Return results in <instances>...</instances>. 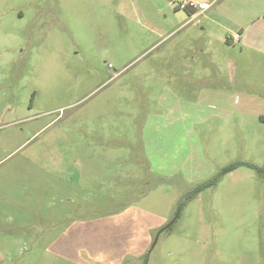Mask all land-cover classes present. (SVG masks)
Instances as JSON below:
<instances>
[{
  "label": "rangeland",
  "instance_id": "rangeland-1",
  "mask_svg": "<svg viewBox=\"0 0 264 264\" xmlns=\"http://www.w3.org/2000/svg\"><path fill=\"white\" fill-rule=\"evenodd\" d=\"M192 1L0 0V264H264V177L186 198L264 166V0Z\"/></svg>",
  "mask_w": 264,
  "mask_h": 264
},
{
  "label": "crops",
  "instance_id": "crops-1",
  "mask_svg": "<svg viewBox=\"0 0 264 264\" xmlns=\"http://www.w3.org/2000/svg\"><path fill=\"white\" fill-rule=\"evenodd\" d=\"M199 4H202V5H205L203 9H205L209 4L207 3H199ZM203 9H199L197 7V9L195 10V13L192 15V17H195L196 15H199L200 13V10H203ZM187 14V13H186ZM188 15V14H187ZM189 16V15H188ZM182 26V25H181ZM181 26L177 27L172 33L176 32ZM238 36V40L240 41L241 39L245 38V32L243 30L240 31L239 34H235ZM228 41H230V38H228ZM8 106L5 107V111L1 112L0 113V131H2L4 133V135L6 136V138H9L11 139V141L13 142H10L14 145L15 149L13 152L9 153L12 154L14 153L15 151L19 150L22 146H24L31 138H33L38 132H40L43 128H41L40 130L36 131L37 128L33 131L32 135L30 138L28 139H22V134L24 132L23 128H18V129H14V130H11L13 126H17V125H21V124H24L26 125V123H28L29 121V118H20L19 116H17L16 112H17V107L14 109V108H7ZM10 117H12L13 121H8L10 119ZM11 120V119H10ZM3 143H4V140H0V148L3 147ZM8 155V156H9ZM3 159L0 160V162L2 161ZM31 167L33 168V172L38 175L39 171L40 172H43V166L42 165H38L37 163L36 164H31ZM2 180L0 179V205L1 203L4 201L5 197L3 195V186H2ZM34 185L37 186L38 182L37 180L33 181Z\"/></svg>",
  "mask_w": 264,
  "mask_h": 264
},
{
  "label": "trees",
  "instance_id": "trees-1",
  "mask_svg": "<svg viewBox=\"0 0 264 264\" xmlns=\"http://www.w3.org/2000/svg\"><path fill=\"white\" fill-rule=\"evenodd\" d=\"M186 13L191 16L195 13V10H186ZM245 166L253 171H255V173L257 175H259L260 177H264V166L262 167H258V166H255L253 164H249V163H234V164H230L226 167H224L223 169L220 170L219 174L214 177L213 179L209 180L207 183H204V184H200L198 186H196L188 195H187V201L192 199L193 196L199 194L201 191H203L204 189L208 188V187H212L214 186L217 181L224 175H226L227 173L235 170L238 166ZM181 205V204H180ZM178 218V216H177ZM176 218V220H177ZM175 220V221H176ZM174 221V222H175ZM169 227L165 230H168Z\"/></svg>",
  "mask_w": 264,
  "mask_h": 264
},
{
  "label": "built area",
  "instance_id": "built-area-1",
  "mask_svg": "<svg viewBox=\"0 0 264 264\" xmlns=\"http://www.w3.org/2000/svg\"><path fill=\"white\" fill-rule=\"evenodd\" d=\"M172 2L176 4L178 9L183 10V11L196 10L197 7L199 9H203L205 6L202 4H198V6H196V4L192 0H172Z\"/></svg>",
  "mask_w": 264,
  "mask_h": 264
},
{
  "label": "water",
  "instance_id": "water-1",
  "mask_svg": "<svg viewBox=\"0 0 264 264\" xmlns=\"http://www.w3.org/2000/svg\"><path fill=\"white\" fill-rule=\"evenodd\" d=\"M178 214L176 215V217L173 219V221L170 223V225L176 220Z\"/></svg>",
  "mask_w": 264,
  "mask_h": 264
}]
</instances>
